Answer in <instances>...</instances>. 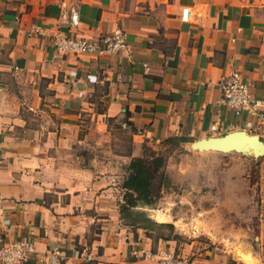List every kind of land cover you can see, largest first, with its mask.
Returning <instances> with one entry per match:
<instances>
[{
  "label": "crops",
  "instance_id": "crops-1",
  "mask_svg": "<svg viewBox=\"0 0 264 264\" xmlns=\"http://www.w3.org/2000/svg\"><path fill=\"white\" fill-rule=\"evenodd\" d=\"M72 3L86 36L121 27L125 49L62 62L28 36L32 25L63 26ZM263 33L264 0H0V244L33 238L28 264H48L53 248L57 264H156L163 252L228 264L125 226L119 181L146 142L187 143L252 120L215 103L217 82L236 69L264 99ZM127 131L131 152L114 154Z\"/></svg>",
  "mask_w": 264,
  "mask_h": 264
},
{
  "label": "rangeland",
  "instance_id": "rangeland-1",
  "mask_svg": "<svg viewBox=\"0 0 264 264\" xmlns=\"http://www.w3.org/2000/svg\"><path fill=\"white\" fill-rule=\"evenodd\" d=\"M233 131L252 133L256 148L250 152L200 149L195 146L200 139L185 143L178 137L144 143L141 158H163L153 180L158 192L152 204L139 200L132 203L134 206L128 205L123 194L122 223L145 229L154 243L159 237H173L180 248L184 243L192 244V250L228 257V264H242L234 256L233 250L238 248L264 264V131L245 126ZM121 139L123 147L115 148L114 154L126 156L132 149L131 132H125ZM118 168L123 177L125 165ZM123 182L120 178L119 184ZM163 219L172 224L156 222ZM179 253L174 252L183 257Z\"/></svg>",
  "mask_w": 264,
  "mask_h": 264
},
{
  "label": "built area",
  "instance_id": "built-area-1",
  "mask_svg": "<svg viewBox=\"0 0 264 264\" xmlns=\"http://www.w3.org/2000/svg\"><path fill=\"white\" fill-rule=\"evenodd\" d=\"M64 25L50 31L48 27L32 25L29 37H41L47 40L58 61L79 60L83 57H102L113 55L125 49V31L116 27L110 33H101L95 36H86L89 30L82 27L75 3L65 5L57 18ZM264 43V33L261 35ZM260 78L264 82V59ZM70 78L77 77L76 71H69ZM220 97L216 104L223 106L233 113L235 117L247 114L252 120L245 123V127L251 130L264 131V99L257 98L250 91L251 85L241 73L231 68L224 73L217 82ZM136 254V251L133 252ZM147 255L143 253L142 258ZM33 258H38L31 237L14 239L0 244V264H28ZM88 258V257H87ZM44 260L48 264H57L63 259L61 252L53 248L45 253ZM156 264H193L191 261L175 256L173 252H163Z\"/></svg>",
  "mask_w": 264,
  "mask_h": 264
},
{
  "label": "trees",
  "instance_id": "trees-1",
  "mask_svg": "<svg viewBox=\"0 0 264 264\" xmlns=\"http://www.w3.org/2000/svg\"><path fill=\"white\" fill-rule=\"evenodd\" d=\"M184 141L186 140L184 139ZM162 164V156H155L150 160L141 157L131 159L128 166L130 174L122 185L126 190L124 197L128 200L129 206H134L135 204L132 203L139 200L147 205L153 203V197L158 192V187L153 184V180Z\"/></svg>",
  "mask_w": 264,
  "mask_h": 264
},
{
  "label": "water",
  "instance_id": "water-1",
  "mask_svg": "<svg viewBox=\"0 0 264 264\" xmlns=\"http://www.w3.org/2000/svg\"><path fill=\"white\" fill-rule=\"evenodd\" d=\"M243 131L228 132L224 136L208 137L200 139L195 146L200 149H213L217 151H239L244 141Z\"/></svg>",
  "mask_w": 264,
  "mask_h": 264
},
{
  "label": "bare ground",
  "instance_id": "bare-ground-1",
  "mask_svg": "<svg viewBox=\"0 0 264 264\" xmlns=\"http://www.w3.org/2000/svg\"><path fill=\"white\" fill-rule=\"evenodd\" d=\"M231 132H235V131H231ZM242 136L244 141L239 151L250 152L254 150L257 146V143H256V138L252 135V133L250 132L247 133L246 131H243ZM233 252L236 259L242 264H258L257 260L248 251H244L242 249L237 248L233 250Z\"/></svg>",
  "mask_w": 264,
  "mask_h": 264
}]
</instances>
